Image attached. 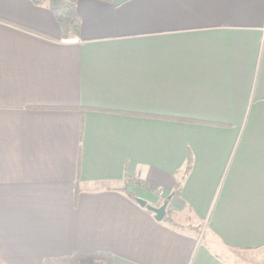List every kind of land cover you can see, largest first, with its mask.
<instances>
[{"label": "crops", "instance_id": "crops-1", "mask_svg": "<svg viewBox=\"0 0 264 264\" xmlns=\"http://www.w3.org/2000/svg\"><path fill=\"white\" fill-rule=\"evenodd\" d=\"M75 10L64 37L46 6L0 0V264L264 249V0Z\"/></svg>", "mask_w": 264, "mask_h": 264}, {"label": "trees", "instance_id": "trees-1", "mask_svg": "<svg viewBox=\"0 0 264 264\" xmlns=\"http://www.w3.org/2000/svg\"><path fill=\"white\" fill-rule=\"evenodd\" d=\"M35 5L46 6L53 13L61 27L64 37L76 36L80 28V20L75 6L78 0H31ZM179 184H176L178 189ZM66 264H113L112 256L106 252L75 253L62 259Z\"/></svg>", "mask_w": 264, "mask_h": 264}, {"label": "rangeland", "instance_id": "rangeland-1", "mask_svg": "<svg viewBox=\"0 0 264 264\" xmlns=\"http://www.w3.org/2000/svg\"><path fill=\"white\" fill-rule=\"evenodd\" d=\"M234 261L235 264H264V249L253 253L236 254ZM47 264H66V261L55 260Z\"/></svg>", "mask_w": 264, "mask_h": 264}, {"label": "water", "instance_id": "water-1", "mask_svg": "<svg viewBox=\"0 0 264 264\" xmlns=\"http://www.w3.org/2000/svg\"><path fill=\"white\" fill-rule=\"evenodd\" d=\"M135 200H136V202L139 205H141L143 207H146L148 210H150L151 212H153L154 215H155V218L157 220H161L164 217V215H165V208H166V204H167L166 202L163 203L159 207H154L152 205L147 204V202L144 199H141V198L136 197Z\"/></svg>", "mask_w": 264, "mask_h": 264}]
</instances>
